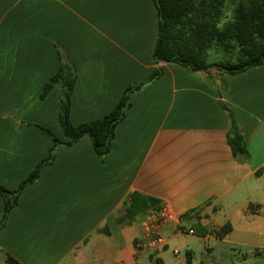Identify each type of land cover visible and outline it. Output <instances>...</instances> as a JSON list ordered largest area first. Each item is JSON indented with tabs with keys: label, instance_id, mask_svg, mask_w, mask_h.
Returning <instances> with one entry per match:
<instances>
[{
	"label": "crops",
	"instance_id": "crops-1",
	"mask_svg": "<svg viewBox=\"0 0 264 264\" xmlns=\"http://www.w3.org/2000/svg\"><path fill=\"white\" fill-rule=\"evenodd\" d=\"M157 37L154 0H0V185L16 190L48 157L47 131L69 140L59 120L62 83L42 97L61 56L76 70L70 120L79 126L109 113L130 85L149 81ZM160 66L163 76L131 96L105 161L84 137L59 148L25 188L0 230V264L7 256L21 264H196L190 249L180 263L171 259L182 237L209 252L240 248V264H264V62L221 76ZM221 103L248 158L233 154ZM133 192L177 216L161 229L163 249H135L144 217L118 222ZM3 208L0 197V220ZM227 224L231 232L217 237Z\"/></svg>",
	"mask_w": 264,
	"mask_h": 264
},
{
	"label": "trees",
	"instance_id": "trees-1",
	"mask_svg": "<svg viewBox=\"0 0 264 264\" xmlns=\"http://www.w3.org/2000/svg\"><path fill=\"white\" fill-rule=\"evenodd\" d=\"M158 17V37L151 61L157 65L147 83L130 85L114 108L99 120L74 126L70 120L71 98L76 86V70L61 56V68L44 88V98L58 82L62 83L63 98L59 120L65 136L62 142L50 131L54 145L46 159L41 161L16 190L0 185L3 215L0 230L6 225L10 212L17 207L22 192L37 184L41 171L56 159L61 147L76 145L88 137L97 157L105 161L112 149L115 131L131 110V96L158 79L164 70L161 64H176L193 74L211 71L220 76L244 73L264 62V0H154ZM219 97L220 92L217 91ZM229 120L228 141L235 156L249 157L243 136L233 113L221 103ZM151 209H160L155 198L133 192L125 202V214L118 222L130 223L144 217ZM232 230L227 224L216 233L223 238ZM8 264H21L7 256ZM158 264V261L156 262Z\"/></svg>",
	"mask_w": 264,
	"mask_h": 264
},
{
	"label": "rangeland",
	"instance_id": "rangeland-1",
	"mask_svg": "<svg viewBox=\"0 0 264 264\" xmlns=\"http://www.w3.org/2000/svg\"><path fill=\"white\" fill-rule=\"evenodd\" d=\"M209 245L212 246V243L209 242ZM186 249L192 250V260L198 264L203 262L205 264H240L243 262L242 254L240 248H236L230 245L218 244L213 251L209 252L204 248L203 242L197 238L192 237H182L174 244V248L171 249L169 255L171 259L177 260L180 263V260L186 258ZM174 250L179 251V256L173 254ZM156 264V261L153 262Z\"/></svg>",
	"mask_w": 264,
	"mask_h": 264
},
{
	"label": "built area",
	"instance_id": "built-area-1",
	"mask_svg": "<svg viewBox=\"0 0 264 264\" xmlns=\"http://www.w3.org/2000/svg\"><path fill=\"white\" fill-rule=\"evenodd\" d=\"M175 219H177V216L168 207L149 210L143 220L142 233L135 240V249L139 253H147L163 249L166 246L167 241L162 235L161 229ZM179 232L185 233L186 231L180 229ZM189 233H192V231ZM175 254L178 255V252H175ZM115 264L123 263L117 262Z\"/></svg>",
	"mask_w": 264,
	"mask_h": 264
}]
</instances>
